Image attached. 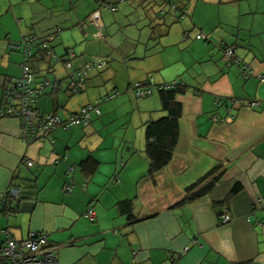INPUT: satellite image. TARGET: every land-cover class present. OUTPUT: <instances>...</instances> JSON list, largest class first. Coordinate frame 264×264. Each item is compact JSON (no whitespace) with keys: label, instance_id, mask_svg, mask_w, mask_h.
Here are the masks:
<instances>
[{"label":"crops","instance_id":"0c3cea01","mask_svg":"<svg viewBox=\"0 0 264 264\" xmlns=\"http://www.w3.org/2000/svg\"><path fill=\"white\" fill-rule=\"evenodd\" d=\"M65 1H72L63 21L72 41L62 29L51 32L54 26L41 35L0 36V109L3 88L21 76L23 48L12 46L24 37L36 39L28 61L34 86L55 82L34 105L40 115L65 119L118 95L86 127L57 129L30 144L16 119L0 118V247L4 232L15 240L38 232L47 234L57 264H264V82L241 78L220 47L233 46L235 57L264 74V0ZM94 12L101 35L89 22ZM51 37L58 62L42 48ZM99 60L105 65L72 94L68 76ZM175 80L184 86L174 96L178 138L168 164L151 175L146 128L166 115L158 87ZM149 81L151 96L129 91ZM254 99L261 105L248 106ZM218 175L204 197L177 206L188 187ZM11 189L20 198L11 203L17 211L6 213L2 200ZM123 201L135 219H147L131 224ZM225 213L231 221L222 224Z\"/></svg>","mask_w":264,"mask_h":264},{"label":"built area","instance_id":"2783aa9c","mask_svg":"<svg viewBox=\"0 0 264 264\" xmlns=\"http://www.w3.org/2000/svg\"><path fill=\"white\" fill-rule=\"evenodd\" d=\"M108 10L109 12H113L116 8L113 5H109ZM89 22L96 28L98 35H101L102 22L99 12L92 13L89 16ZM184 37H187V34ZM201 38H204L202 34L197 36V39ZM52 39V37L45 38L42 43V48L47 53V56H50L54 61L58 62V56L53 54L50 49L49 41ZM35 42V38L24 37L19 44L12 46L15 49H20V46L23 48L25 60L21 65V76L15 80H10L7 82L5 88H3V106L0 109V118L10 117L18 121L20 138L25 144L44 141L57 129L86 127L90 123L93 113L100 115L98 106L102 102L113 100L118 95L115 92L104 98L96 99L93 103L80 108L76 114L68 116L65 119H60L56 114L52 113L40 115L34 105L43 93V90L51 84L55 86V82L44 80L39 86H34L35 78L28 61L32 58V47ZM220 47L222 49L223 60L230 65L238 67L241 78L249 79L256 77L259 81L264 82V74L256 75L250 65L235 57V48L233 46L221 42ZM66 54L69 58L73 57L70 51L66 52ZM104 65L105 62L99 60L94 64H85L78 70L72 71L68 76V90L72 94L80 93L83 90L88 72L93 68L101 69ZM72 67L70 61L64 62L65 69L71 70ZM150 82L130 84L129 91L136 98L149 97L152 94ZM181 85V82L175 80L169 84L159 86L158 89L172 90ZM214 104L216 107H221L224 102L221 98L217 97L214 99ZM233 104L234 102L230 103V105ZM247 105L250 107L260 106L261 102L254 99L248 101ZM26 165L32 167L34 164L31 161H27ZM72 171L73 168H69V173ZM66 190H69V188ZM6 200L11 202L18 201L19 191L11 189L3 198L2 205ZM261 209L264 211V206ZM85 217L92 218L93 212L88 211ZM230 221L231 217L228 213L221 216L222 224L229 223ZM4 233L6 240L0 247V264H57L54 247L49 244L47 234L31 232L25 240H15L7 232Z\"/></svg>","mask_w":264,"mask_h":264},{"label":"trees","instance_id":"16d2710c","mask_svg":"<svg viewBox=\"0 0 264 264\" xmlns=\"http://www.w3.org/2000/svg\"><path fill=\"white\" fill-rule=\"evenodd\" d=\"M104 1L105 0H103V2ZM44 53L47 55L45 51ZM182 88H184L183 85L172 90L158 89L161 107L166 115L157 121L149 123L146 128V154L150 161L149 173L151 175L165 167L171 159L178 138V119L180 117V107L174 102V96L178 93H182ZM205 178L188 187L186 189V197L181 200L177 206L191 203L204 197L220 179V175L212 177V179ZM7 201L9 202V200ZM6 202L2 205L3 212L14 213L17 211L11 207V201L9 203ZM118 206L122 213H126L131 224L142 222L147 219L142 218L139 220L133 217L131 214L130 201L120 202ZM127 207L130 209H126Z\"/></svg>","mask_w":264,"mask_h":264},{"label":"rangeland","instance_id":"374dc122","mask_svg":"<svg viewBox=\"0 0 264 264\" xmlns=\"http://www.w3.org/2000/svg\"><path fill=\"white\" fill-rule=\"evenodd\" d=\"M71 4L72 1L65 0H0V11H3L0 16V36H5L8 31L13 37H21V31L41 35L48 27L54 26L51 32L62 29L61 34L70 39L72 31L64 28L66 22L63 21L72 13ZM59 39L55 44L60 42Z\"/></svg>","mask_w":264,"mask_h":264}]
</instances>
